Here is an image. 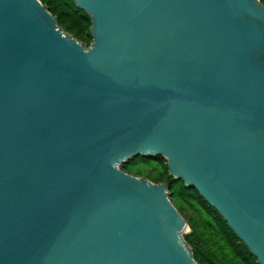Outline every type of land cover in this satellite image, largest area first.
<instances>
[{"label": "water", "instance_id": "water-1", "mask_svg": "<svg viewBox=\"0 0 264 264\" xmlns=\"http://www.w3.org/2000/svg\"><path fill=\"white\" fill-rule=\"evenodd\" d=\"M0 0V264H198L162 156L264 264V5Z\"/></svg>", "mask_w": 264, "mask_h": 264}, {"label": "trees", "instance_id": "trees-1", "mask_svg": "<svg viewBox=\"0 0 264 264\" xmlns=\"http://www.w3.org/2000/svg\"><path fill=\"white\" fill-rule=\"evenodd\" d=\"M57 18L58 25L82 44L89 46L91 20L73 0H40ZM264 5V0H260ZM135 176L154 183H167L169 199L186 219L191 233L185 237L198 264H260L248 247L238 238L221 214L193 186H186L168 173L162 156L136 157L120 165ZM185 210L191 215H186Z\"/></svg>", "mask_w": 264, "mask_h": 264}, {"label": "rangeland", "instance_id": "rangeland-1", "mask_svg": "<svg viewBox=\"0 0 264 264\" xmlns=\"http://www.w3.org/2000/svg\"><path fill=\"white\" fill-rule=\"evenodd\" d=\"M184 213H185L186 215H191L190 211H188V210H185ZM190 233H191V229L188 228V229H187V233L184 235V237H188V236L190 235Z\"/></svg>", "mask_w": 264, "mask_h": 264}, {"label": "bare ground", "instance_id": "bare-ground-1", "mask_svg": "<svg viewBox=\"0 0 264 264\" xmlns=\"http://www.w3.org/2000/svg\"><path fill=\"white\" fill-rule=\"evenodd\" d=\"M187 233V229L184 230L183 234L185 235Z\"/></svg>", "mask_w": 264, "mask_h": 264}]
</instances>
